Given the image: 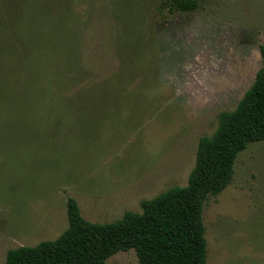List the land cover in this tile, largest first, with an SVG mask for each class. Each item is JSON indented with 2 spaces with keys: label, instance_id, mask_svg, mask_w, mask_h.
I'll use <instances>...</instances> for the list:
<instances>
[{
  "label": "rangeland",
  "instance_id": "obj_1",
  "mask_svg": "<svg viewBox=\"0 0 264 264\" xmlns=\"http://www.w3.org/2000/svg\"><path fill=\"white\" fill-rule=\"evenodd\" d=\"M198 2L161 17L158 0H62L64 36L48 26L38 39L31 28L16 57L9 52L15 66H0V264L12 249L57 239L69 198L85 220L110 223L187 186L200 139L236 109L264 46V0ZM11 38L0 45L18 47ZM203 220L206 264H264V142L239 154ZM105 264L139 262L131 250Z\"/></svg>",
  "mask_w": 264,
  "mask_h": 264
},
{
  "label": "trees",
  "instance_id": "obj_2",
  "mask_svg": "<svg viewBox=\"0 0 264 264\" xmlns=\"http://www.w3.org/2000/svg\"><path fill=\"white\" fill-rule=\"evenodd\" d=\"M60 1L0 0V40L11 41L13 35L19 40L18 47L0 45V66L4 61L15 66L9 52L16 57L31 28L38 39L48 34V26L52 34L57 27L64 36L70 10L66 4L58 8ZM198 7V0H158L157 13L165 17ZM260 51L262 66L236 109L222 113L216 132L200 139L187 186L173 187L144 201L141 213L128 211L110 223L85 220L76 199L69 198V227L55 240L10 250L5 264H105L131 250L139 264H206L205 203L232 183L239 154L251 143L264 142V46Z\"/></svg>",
  "mask_w": 264,
  "mask_h": 264
}]
</instances>
